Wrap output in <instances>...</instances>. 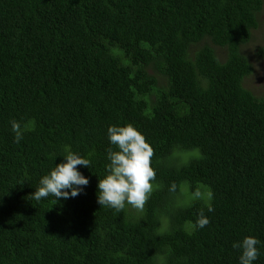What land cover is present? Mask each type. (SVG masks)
<instances>
[{
    "label": "trees",
    "instance_id": "obj_1",
    "mask_svg": "<svg viewBox=\"0 0 264 264\" xmlns=\"http://www.w3.org/2000/svg\"><path fill=\"white\" fill-rule=\"evenodd\" d=\"M262 4L0 0V264H239L247 235L264 264V91L244 84ZM117 124L153 148L140 211L97 203ZM69 150L84 192L32 199Z\"/></svg>",
    "mask_w": 264,
    "mask_h": 264
},
{
    "label": "clouds",
    "instance_id": "obj_2",
    "mask_svg": "<svg viewBox=\"0 0 264 264\" xmlns=\"http://www.w3.org/2000/svg\"><path fill=\"white\" fill-rule=\"evenodd\" d=\"M14 141L23 139L25 128L17 120L10 121ZM110 144L116 150H107L106 175L99 177L97 184V203L114 209L124 210L126 205L142 210L153 191V181L156 172L151 166L153 148L145 136L135 126L110 125L107 129ZM64 160L55 164L48 174L39 180V186L32 193V199L41 201L49 196L55 203L73 199L82 194L89 184L78 166L90 167L91 161L77 153L66 151ZM174 187V185H173ZM207 211L214 208L209 204ZM210 223L208 216L200 211L193 227L202 229ZM260 240L254 235H247L239 241H234L232 247L240 253L239 264H254L260 256Z\"/></svg>",
    "mask_w": 264,
    "mask_h": 264
},
{
    "label": "rangeland",
    "instance_id": "obj_3",
    "mask_svg": "<svg viewBox=\"0 0 264 264\" xmlns=\"http://www.w3.org/2000/svg\"><path fill=\"white\" fill-rule=\"evenodd\" d=\"M245 49L246 47L243 46ZM260 49L264 50V0L260 11L257 13V26L251 30L250 43L247 46L249 60L253 67V72L244 78L245 86L256 91H264V55L260 54ZM226 54L225 49L220 48L217 51V58L224 59ZM126 208L133 211H140L133 208L131 205H126Z\"/></svg>",
    "mask_w": 264,
    "mask_h": 264
}]
</instances>
